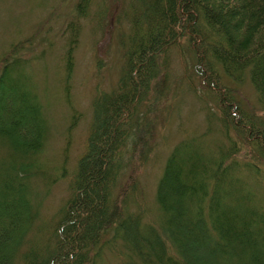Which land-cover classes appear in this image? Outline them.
Returning a JSON list of instances; mask_svg holds the SVG:
<instances>
[{"label":"trees","instance_id":"trees-1","mask_svg":"<svg viewBox=\"0 0 264 264\" xmlns=\"http://www.w3.org/2000/svg\"><path fill=\"white\" fill-rule=\"evenodd\" d=\"M51 9L38 30L65 9V88L86 27L95 47L115 38L121 63L112 84L95 85L85 148L61 176L68 198L21 252L36 218L31 181L49 187L57 175L40 159L49 128L25 73L47 37L35 31L0 55V264H96L111 241L128 249L123 264H264V0H58ZM106 61L96 52L100 77ZM246 77L261 108L238 97ZM188 93L207 101L202 130L173 145L153 209L141 210L142 169ZM72 115L74 124L81 113ZM150 212L155 226L143 224Z\"/></svg>","mask_w":264,"mask_h":264},{"label":"rangeland","instance_id":"rangeland-1","mask_svg":"<svg viewBox=\"0 0 264 264\" xmlns=\"http://www.w3.org/2000/svg\"><path fill=\"white\" fill-rule=\"evenodd\" d=\"M57 1L0 0V55L8 44L35 33V31H38L37 38L40 40L43 36L47 37L44 43L36 44L34 51L28 55L25 73L32 79L31 86L36 88L39 93L43 114L49 128L40 159L43 163L50 165L57 175L49 187L42 184V179H40L42 183L37 182L38 180L31 181L29 192L32 206L36 211V218L32 229L25 238L21 252L24 251L26 243L38 241V237L41 235L39 230L52 223L58 210L68 198L70 194L69 180L61 176L63 173L68 175L75 170L77 159L85 148L95 85L100 82L103 87H108L109 83L112 84L117 79L121 63L120 50L116 45L115 38L109 43L108 38H105L98 47H95V40L99 39V36L95 34L92 36L91 31H88V27H86L76 51L75 67L70 85L68 89L65 88L62 62V48L65 39L64 34L61 33L62 30H60L65 9L61 10L59 17L55 18L50 25L38 30V24L49 14ZM107 45H109L108 52L105 51ZM96 52L107 57L108 61V65L104 68V75L101 74V77L95 68ZM181 71L182 68L177 62L174 73L179 74ZM235 85L244 108H261L249 77H246L240 85ZM191 94L188 93L186 98L181 94L179 108L172 116L171 122L161 131L159 145L148 164L142 169L140 174L142 193L139 191L136 195L141 210L153 209L156 182L162 172L165 157L173 145L180 137L191 135L196 130H202V110H204V120H206L205 105L207 101L204 99L203 103L194 93ZM74 109H77L81 116L73 124ZM149 214L143 219V224L155 226V221L159 222V219L153 216V214L156 215L154 212ZM40 240H44V237ZM127 254L128 249L124 243H120V241L117 243L104 242L102 254L96 264H123L122 259L127 257Z\"/></svg>","mask_w":264,"mask_h":264}]
</instances>
